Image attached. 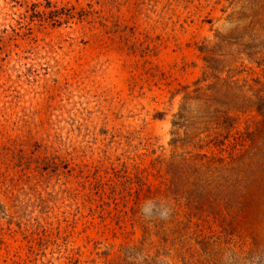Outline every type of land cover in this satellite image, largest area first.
<instances>
[{"label":"rangeland","instance_id":"374dc122","mask_svg":"<svg viewBox=\"0 0 264 264\" xmlns=\"http://www.w3.org/2000/svg\"><path fill=\"white\" fill-rule=\"evenodd\" d=\"M0 264H264V0H0Z\"/></svg>","mask_w":264,"mask_h":264}]
</instances>
